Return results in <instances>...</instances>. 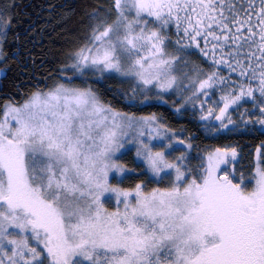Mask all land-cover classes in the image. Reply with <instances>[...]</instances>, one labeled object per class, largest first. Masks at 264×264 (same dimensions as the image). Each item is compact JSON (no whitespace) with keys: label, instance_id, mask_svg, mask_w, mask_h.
<instances>
[{"label":"snow or ice","instance_id":"obj_1","mask_svg":"<svg viewBox=\"0 0 264 264\" xmlns=\"http://www.w3.org/2000/svg\"><path fill=\"white\" fill-rule=\"evenodd\" d=\"M83 19L45 83L0 103V264H264V139L243 140L264 137V0H92ZM165 105L216 142L142 111Z\"/></svg>","mask_w":264,"mask_h":264},{"label":"trees","instance_id":"obj_2","mask_svg":"<svg viewBox=\"0 0 264 264\" xmlns=\"http://www.w3.org/2000/svg\"><path fill=\"white\" fill-rule=\"evenodd\" d=\"M3 3L12 5V25L3 42V51L8 58H0V103L9 98L20 100L21 92L26 91L32 84L37 81L45 83L44 77L58 68L63 61L64 51L71 45L84 22L85 6L92 3V0H0V4ZM50 5L55 7L50 9ZM88 83L98 89L107 101L112 98L111 93L106 91L107 85H115L117 82L98 83L92 79ZM142 111L145 114L152 111L163 112L170 126H184L196 133L195 143L200 147L216 142L204 139L203 134L197 131L198 124L189 115L177 117L167 105L148 107ZM261 139L264 137L259 135L243 137L253 148ZM195 152L196 149H193V154ZM120 159L130 166L134 164L132 152H127ZM246 163V160L241 161V164ZM128 184L129 181L126 180L123 186Z\"/></svg>","mask_w":264,"mask_h":264},{"label":"rangeland","instance_id":"obj_3","mask_svg":"<svg viewBox=\"0 0 264 264\" xmlns=\"http://www.w3.org/2000/svg\"><path fill=\"white\" fill-rule=\"evenodd\" d=\"M1 58V57H0ZM130 147V150L128 151V152H132L133 153V155H134V152H135V148H134V146H129ZM119 158V157H118ZM111 206H115V201L113 200L112 201V204H111Z\"/></svg>","mask_w":264,"mask_h":264}]
</instances>
